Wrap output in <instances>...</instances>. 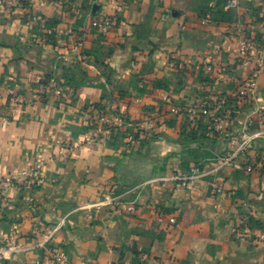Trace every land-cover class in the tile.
<instances>
[{
    "label": "crops",
    "instance_id": "1",
    "mask_svg": "<svg viewBox=\"0 0 264 264\" xmlns=\"http://www.w3.org/2000/svg\"><path fill=\"white\" fill-rule=\"evenodd\" d=\"M259 19L264 0H0V177L43 174L0 189V246L23 249L0 264H264V121L217 161L264 107V71L253 102L237 89L252 66L236 33L264 36ZM49 28L82 32L87 60ZM95 105L125 126L90 145ZM193 165V185L173 180Z\"/></svg>",
    "mask_w": 264,
    "mask_h": 264
},
{
    "label": "built area",
    "instance_id": "2",
    "mask_svg": "<svg viewBox=\"0 0 264 264\" xmlns=\"http://www.w3.org/2000/svg\"><path fill=\"white\" fill-rule=\"evenodd\" d=\"M120 11V8H117ZM113 21L111 18L96 17L94 20V28L101 32L106 33L112 28ZM254 27L248 28L246 31L241 29L237 30L236 38L239 41V51L242 55V59L239 62L240 65L252 66L249 77L243 81L242 84L238 85L239 94L250 99L251 102L255 98L254 81L257 80L264 71V36H258ZM44 37L48 40H57L58 37L69 38L73 37L74 44L71 49V54L78 57L81 61H86L87 56L82 52L84 46V35L82 32L73 33L71 31H65L62 29H45ZM34 44H40L39 41H34ZM188 64V63H187ZM210 71L211 67H207ZM37 82L43 84V89L51 90L57 96L61 95L60 87H55L52 82L46 83L44 79L37 78ZM193 111L191 110V113ZM87 118L89 121L91 132L86 138V144H96L107 137H114L118 135L123 127L125 126V120L120 115L109 114L102 108L91 106L87 110ZM264 121V107H259L255 112V120L249 121L248 125L241 132V140L239 146L234 155L229 157H221L218 159L220 166H224L230 163L236 156V154L244 153L251 142L262 135V131L251 134L249 129L254 127L255 122L258 125H262ZM66 150L71 152L76 149L73 145H67ZM204 176L203 171L199 165H193L189 168L188 172L181 175H176L173 180L177 181L182 187L193 185L194 182ZM43 182V174L41 168L34 167L28 172H22L17 177H0V189L1 187H16V188H28L31 190L37 189ZM220 191V189H216ZM128 211L133 212V206L128 208ZM58 227L47 232H33L32 246L26 250H37L44 248L48 245L53 237L54 231ZM23 251L15 242L10 241L4 246H0V258L6 253L17 254ZM63 259V257H60Z\"/></svg>",
    "mask_w": 264,
    "mask_h": 264
},
{
    "label": "trees",
    "instance_id": "3",
    "mask_svg": "<svg viewBox=\"0 0 264 264\" xmlns=\"http://www.w3.org/2000/svg\"><path fill=\"white\" fill-rule=\"evenodd\" d=\"M259 21L264 23V20H262V19H259ZM258 36H261V35L259 34ZM95 107L102 108V106H101V105H95Z\"/></svg>",
    "mask_w": 264,
    "mask_h": 264
}]
</instances>
